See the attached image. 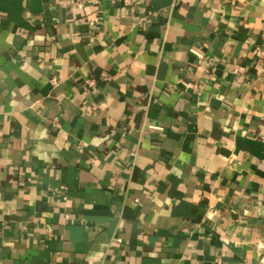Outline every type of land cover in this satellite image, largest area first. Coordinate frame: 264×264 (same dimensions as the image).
<instances>
[{"label":"crops","instance_id":"0c3cea01","mask_svg":"<svg viewBox=\"0 0 264 264\" xmlns=\"http://www.w3.org/2000/svg\"><path fill=\"white\" fill-rule=\"evenodd\" d=\"M0 264H264V0H0Z\"/></svg>","mask_w":264,"mask_h":264}]
</instances>
